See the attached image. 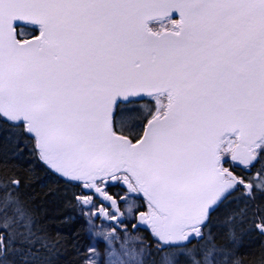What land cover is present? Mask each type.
<instances>
[{
  "label": "snow or ice",
  "instance_id": "1",
  "mask_svg": "<svg viewBox=\"0 0 264 264\" xmlns=\"http://www.w3.org/2000/svg\"><path fill=\"white\" fill-rule=\"evenodd\" d=\"M0 264H264V0H0Z\"/></svg>",
  "mask_w": 264,
  "mask_h": 264
}]
</instances>
